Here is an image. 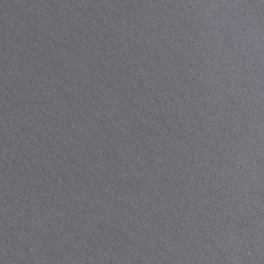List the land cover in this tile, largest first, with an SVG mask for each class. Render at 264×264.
<instances>
[{
    "label": "water",
    "instance_id": "obj_1",
    "mask_svg": "<svg viewBox=\"0 0 264 264\" xmlns=\"http://www.w3.org/2000/svg\"><path fill=\"white\" fill-rule=\"evenodd\" d=\"M0 264H264V0H0Z\"/></svg>",
    "mask_w": 264,
    "mask_h": 264
}]
</instances>
